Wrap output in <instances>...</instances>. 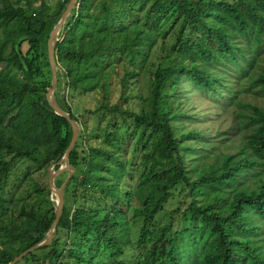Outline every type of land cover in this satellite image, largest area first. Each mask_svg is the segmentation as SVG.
<instances>
[{"label": "trees", "instance_id": "16d2710c", "mask_svg": "<svg viewBox=\"0 0 264 264\" xmlns=\"http://www.w3.org/2000/svg\"><path fill=\"white\" fill-rule=\"evenodd\" d=\"M69 1L0 0V264L42 240L55 219L52 200L33 199L40 184L13 193L11 173L23 160L58 169L72 139L45 97L48 37ZM56 57L64 89L56 98L84 129L57 237L17 264H264V106L241 96L264 98V0H79ZM229 64L239 72L227 96L244 141L193 163L188 138L198 130L184 126L181 80L222 95L220 67ZM144 73L147 96L138 90ZM66 90L102 94L95 126ZM180 183L190 227L172 236L173 223L155 218Z\"/></svg>", "mask_w": 264, "mask_h": 264}, {"label": "rangeland", "instance_id": "374dc122", "mask_svg": "<svg viewBox=\"0 0 264 264\" xmlns=\"http://www.w3.org/2000/svg\"><path fill=\"white\" fill-rule=\"evenodd\" d=\"M50 1L54 3V5L57 2V0H49V2ZM220 72L226 73V78L228 79L227 89L224 87L220 88V90L223 91L222 95L205 90L199 86H191L184 78L181 80L183 105L188 112L187 117L183 119L184 126L187 129L198 130V135L196 137L188 138V142L195 148L188 157L189 161L193 163H195V161H212L213 157L207 155L209 150H213L217 153L219 151L236 153L245 138V131H239L235 123L237 106H235L230 96H227L229 90L236 86L235 82L239 77V72L232 64L220 67ZM140 78L141 81L138 85V90L147 96L149 95L151 85L150 74L144 73ZM60 85H62L61 78H59L58 87L54 93L55 96L56 93H58L59 96H62L64 93V89L59 88ZM66 93L68 101L74 108L76 115L80 117V120H87L91 126H95L96 114L92 112H95L99 107L102 101V94L96 91L88 95L77 96V93H75V95L72 91L68 90H66ZM241 96L245 101L253 100L264 106V98L262 96H250L248 98L245 93L241 94ZM88 111H91V114L85 116ZM83 129L84 126L81 124V131ZM135 142L136 140L133 138L129 140L128 144L131 147ZM135 160H140L138 153ZM29 171H31L33 180L25 176ZM84 173L88 174V171L85 170ZM59 177L60 176L57 175L56 179ZM11 178V189L13 193H17V191H22L23 189H31L32 181H37L40 184V189L35 192L33 199L35 201H40L45 206L49 205L51 195H47V190L50 189V167H47L46 164H37L28 160L17 161L12 165ZM134 180H137V177H135L133 181L130 178L128 179L126 184L128 189L132 188L136 183ZM188 191V189H185V185L180 183L175 189L173 197L165 204L164 210L155 218L157 226L173 223L172 236L178 229L190 227L189 221L187 220L186 222L187 214L185 212L191 200ZM53 197L56 199L55 194ZM134 205L139 206L136 199ZM178 209H181V211H177ZM133 217L134 215H132V218ZM136 228L137 227L133 229L134 239L138 236ZM138 228H140V226H138ZM135 253L137 256V251H135ZM127 259H131L130 255L127 256ZM133 259L135 260L134 255ZM23 264L30 263L24 262Z\"/></svg>", "mask_w": 264, "mask_h": 264}, {"label": "water", "instance_id": "95a60500", "mask_svg": "<svg viewBox=\"0 0 264 264\" xmlns=\"http://www.w3.org/2000/svg\"><path fill=\"white\" fill-rule=\"evenodd\" d=\"M77 7H79V0L69 1L60 19L55 23V25L51 29L47 41L48 59L52 71V78H51V86L47 88L45 92V97L49 105L55 111V113L69 120L73 130L72 139L68 147L66 148L63 157L58 162L60 164V167L56 169L55 167L57 164H53L50 167V189L52 192L51 200L55 203V219L50 229L45 234L42 240H40L38 243L34 244L33 246L29 247L25 251L21 252L9 264H17L30 253L35 252L36 250L42 247L50 245L56 239L58 232V228H57L58 223L63 214V208L66 200V185L68 184V181L76 171V167L73 165L70 155L79 138V134L81 131V124L80 121L72 118L71 114L60 105L54 93L56 88L58 87L59 71H60L59 62L56 57V44L60 39V33L65 27L70 15L73 12V9ZM55 172H57V175L60 176V185H59V193L57 200L53 197V190L56 187V182H55L56 175H54Z\"/></svg>", "mask_w": 264, "mask_h": 264}, {"label": "bare ground", "instance_id": "6f19581e", "mask_svg": "<svg viewBox=\"0 0 264 264\" xmlns=\"http://www.w3.org/2000/svg\"><path fill=\"white\" fill-rule=\"evenodd\" d=\"M54 175L57 176V172L54 173ZM58 185L56 184V187L55 189L53 190V195L55 194L56 195V200L58 198V193H59V186L57 187Z\"/></svg>", "mask_w": 264, "mask_h": 264}]
</instances>
